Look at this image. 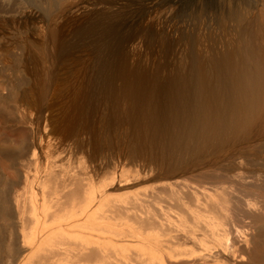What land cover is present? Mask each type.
I'll use <instances>...</instances> for the list:
<instances>
[{
  "label": "bare ground",
  "instance_id": "bare-ground-1",
  "mask_svg": "<svg viewBox=\"0 0 264 264\" xmlns=\"http://www.w3.org/2000/svg\"><path fill=\"white\" fill-rule=\"evenodd\" d=\"M261 215L264 0H0V264H257Z\"/></svg>",
  "mask_w": 264,
  "mask_h": 264
},
{
  "label": "rangeland",
  "instance_id": "rangeland-1",
  "mask_svg": "<svg viewBox=\"0 0 264 264\" xmlns=\"http://www.w3.org/2000/svg\"><path fill=\"white\" fill-rule=\"evenodd\" d=\"M17 189H19L20 190V188L19 187H17ZM261 216H264V215H261ZM260 216V217H261ZM239 227H236V228H238L239 229V232H237V235H236V233H234V236L232 235V237H229V239H228V241L229 242H232V240H233V237H235L236 238V240L237 241H239L240 240V238H242V237H244V236H246V237H250L251 235H256V237L257 236H259V241L261 242V244H260V242L259 243H251V244H249L248 246H249V248H245L244 247V250H246L248 253L250 252L251 254H250V258H251V261L252 262H255V263H257V264H262L263 262H264V228H263V230H256V229H253V228H251V224H250V222L249 221H247V220H243V222H241V223H239V225H238ZM253 230V231H252ZM254 232V233H253ZM242 233H243V235H242ZM251 235H250V234ZM256 233V234H255ZM246 234V235H245ZM241 236V237H240ZM258 238V237H257ZM203 239V241L204 242H206L208 239H209V237H203L202 238ZM257 244H260V245H257ZM191 246V245H190ZM192 247V248H191ZM190 248L191 249H195V250H197L196 249V247L194 246V248H193V246H191ZM188 248H189V246H188ZM251 248V249H250ZM251 250V251H250ZM187 251V250H186ZM261 253H263V255L261 254ZM261 254V255H260ZM252 255V256H251ZM258 256H260L261 258H262V256H263V259H260V257H258ZM190 264H193V263H190Z\"/></svg>",
  "mask_w": 264,
  "mask_h": 264
}]
</instances>
